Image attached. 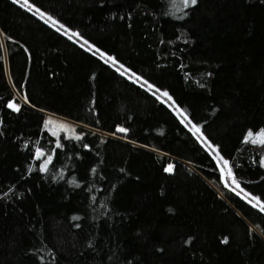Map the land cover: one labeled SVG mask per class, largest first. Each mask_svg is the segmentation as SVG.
<instances>
[{
	"label": "trees",
	"instance_id": "16d2710c",
	"mask_svg": "<svg viewBox=\"0 0 264 264\" xmlns=\"http://www.w3.org/2000/svg\"><path fill=\"white\" fill-rule=\"evenodd\" d=\"M0 33V264H264V0H0Z\"/></svg>",
	"mask_w": 264,
	"mask_h": 264
},
{
	"label": "rangeland",
	"instance_id": "374dc122",
	"mask_svg": "<svg viewBox=\"0 0 264 264\" xmlns=\"http://www.w3.org/2000/svg\"><path fill=\"white\" fill-rule=\"evenodd\" d=\"M25 1V0H24ZM31 9L41 18L43 19L44 21L48 22L50 25H52L54 28L56 29H59L60 31L64 32L66 35H68L69 37L77 40V41H80L81 39V35L78 33L77 30H74V29H70V28H67L63 25H61L59 22H57L55 19H53L52 17H50L48 14H46L45 12L41 11L40 9L36 8L34 5L31 6ZM75 34V35H74ZM2 35L0 33V41L2 42ZM89 49L92 50V48L90 47ZM95 53L100 57L102 58L104 61H107L111 64H113V58L111 55L109 54H106L102 51H95ZM101 53H103V55H101ZM111 58V59H110ZM129 77H131L134 81H136L138 84H141L142 86L146 87V88H149V84L146 83L143 78L139 75H136V74H132L130 75L129 73H126ZM180 118V110H176L174 111ZM180 112V113H179ZM45 125H46V128L51 131L53 134L55 135H60L61 133L65 134V135H68V136H72L73 135V127L76 126V123L66 119V118H63V117H60V116H57V115H54V114H51V113H45ZM182 119V118H181ZM184 123H186L185 121H183ZM187 124V123H186ZM189 128H191V130L194 132L195 136L197 137V139L203 143L205 145V147L210 151V153L212 154V156L214 157L215 161L217 162L219 168L221 169V175L223 177V179L226 178V175H227V165H225V161L224 159L221 157V155L219 154L217 148L215 146H211V144L207 145L204 143L203 139H202V134L199 131H197V128L195 127V125L193 126H189L187 125ZM249 133H251V136L249 135ZM246 136L247 137H251V139L253 138V140H256L258 142H263L264 143V130L263 129H259L258 131H253V130H249L247 133H246ZM216 149L217 153L213 152L212 149ZM49 161V158H47L46 162H42L41 164V168L42 170H44L46 168V165ZM262 161H264V157L262 158L261 160V163ZM264 166V164H262ZM229 176H227V182L229 181ZM248 201H250L251 203L261 207V204L258 200V204L254 201V198L256 197H251L250 195H243Z\"/></svg>",
	"mask_w": 264,
	"mask_h": 264
},
{
	"label": "snow or ice",
	"instance_id": "6c2138e0",
	"mask_svg": "<svg viewBox=\"0 0 264 264\" xmlns=\"http://www.w3.org/2000/svg\"><path fill=\"white\" fill-rule=\"evenodd\" d=\"M25 2H26V0H25ZM186 2H190L191 5H195L197 0H186ZM101 55H103V53H101ZM149 87H151V86H149ZM163 95H167V93H164ZM9 107H14V105L10 104ZM118 131L125 132L127 130L123 129V128H120V129H118ZM197 131H199V129H197ZM249 135L251 136V133H249ZM253 142H255V141H253ZM262 164H264V161H262ZM225 165H227V161H225ZM166 171H171V166H169V168L166 169ZM262 210H264V209H262Z\"/></svg>",
	"mask_w": 264,
	"mask_h": 264
},
{
	"label": "water",
	"instance_id": "95a60500",
	"mask_svg": "<svg viewBox=\"0 0 264 264\" xmlns=\"http://www.w3.org/2000/svg\"><path fill=\"white\" fill-rule=\"evenodd\" d=\"M12 105H14V107H12V108L16 109V107H15V104H14V103H12Z\"/></svg>",
	"mask_w": 264,
	"mask_h": 264
}]
</instances>
